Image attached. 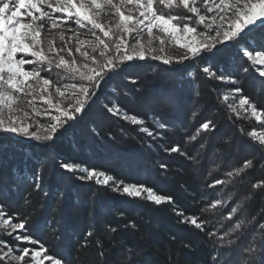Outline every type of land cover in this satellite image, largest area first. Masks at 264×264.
<instances>
[{
    "label": "snow or ice",
    "instance_id": "snow-or-ice-1",
    "mask_svg": "<svg viewBox=\"0 0 264 264\" xmlns=\"http://www.w3.org/2000/svg\"><path fill=\"white\" fill-rule=\"evenodd\" d=\"M126 5L134 6L128 14ZM52 29L61 30L63 43L59 47L43 38L42 34ZM77 29L86 30L82 34L92 45L91 51L82 50L85 41H80L81 33ZM65 32L73 33L79 41L75 48L69 47L70 38H64ZM168 40L179 45L183 50L180 55L165 54ZM157 42L158 47L154 46ZM76 53L83 57V63H77ZM236 57L247 63L243 67L245 73L251 69L264 80V0H0V184L6 174L15 177L16 167H9L14 153L24 151L25 147H53L63 137L71 138L72 130L96 103L101 86L141 62L162 63L167 71L176 74L181 83L161 87L158 92L161 100L172 104L177 87L185 83L192 86L191 73L183 66L195 62L198 72L207 79L235 85L237 79L229 64ZM130 82L137 84L136 79L130 78ZM53 88L56 96L50 91ZM143 91V86L136 88L134 98L140 97ZM242 91L240 87L232 89L234 95H240L236 102L228 104L229 112L237 118L240 110L250 112L264 128V109H257ZM113 92V99L103 105L108 114L139 125V131L154 140L163 139L169 127L167 120L157 113L153 116L154 130L145 127V120L129 115L118 102L120 93L116 89ZM123 95L127 96L128 92ZM37 100L43 107L36 106ZM201 110L202 106L196 107L192 118L199 121ZM228 119H232L231 115ZM217 131L218 125L212 118L204 119L195 133L188 136V141L203 149L208 141L201 133ZM240 133L246 135L248 147L258 158L243 159L240 166L226 172L228 179H214L209 188L242 181L247 171L257 164L264 168V131L245 132L240 128ZM108 135L111 137V133ZM234 143L233 138H228L221 147L230 148ZM164 150L169 155L185 156L194 163H199L201 158L199 149L195 155H188L180 144ZM25 157L33 166L29 174L36 191L43 190L44 172L55 167L76 174L77 180L91 181L130 199H146L156 207L175 205L173 196L159 193L145 183L125 182L107 171L81 167L59 157L51 165L40 153L25 152ZM159 168L166 173L169 166L161 163ZM251 187L264 190V179L252 183ZM24 203L30 206L31 202L25 199ZM225 203L222 199L209 201L204 211ZM237 211V207H231L227 216L217 221L221 228L222 221L231 222ZM174 212L179 223L205 233L214 249L210 264H264V222L246 224L240 220L223 232L206 231L207 218L185 215L175 207ZM31 226L30 214L10 211L0 200V231L13 238L8 241L0 237V264H68L64 258L50 254L49 248L31 234ZM86 235L91 237L93 232ZM138 255L129 250L125 264H142L135 258Z\"/></svg>",
    "mask_w": 264,
    "mask_h": 264
},
{
    "label": "trees",
    "instance_id": "trees-1",
    "mask_svg": "<svg viewBox=\"0 0 264 264\" xmlns=\"http://www.w3.org/2000/svg\"><path fill=\"white\" fill-rule=\"evenodd\" d=\"M183 67L191 73L192 86L185 83L183 87H177L174 103L161 100L158 92L161 87L179 85L181 81L175 78L176 74L167 71V66L159 62L137 65L101 86L96 103L72 130L71 138L65 136L53 147H25L24 152L14 153L9 167H16L15 177L5 175L3 184H0V192L3 193L0 200L10 211L30 214L31 234L49 248L50 254L64 258L68 264H125L131 250L140 253L135 258L142 264H210L214 249L207 242V236L199 229L179 223L174 207L183 210L185 215L207 218L206 231L219 229L223 232L240 220L246 224L248 221L264 222V190L251 187L252 183L264 179V168L259 164L249 169L242 181L208 187L214 179H228L226 172L240 166L243 159L258 158L248 147V138L241 135L240 128L247 132L261 125L247 120L245 112H240V118L230 113L228 104L231 100L224 97L229 89L240 87L243 90L241 94L248 96L257 109H264V97H261L264 80L251 69L245 73L243 67H247L246 62L239 57L229 64L237 79L235 85L207 79L198 72L195 62ZM130 78L136 79L137 84L126 82ZM145 81L153 82V89L149 85L144 86ZM141 86L144 91L140 97L134 98L135 89ZM113 89L120 93L118 102L121 107L129 115L144 119L145 127L154 130L153 116L157 113L167 120L169 127L163 133V139L154 140L141 133L139 125L123 122L115 116L113 122L97 120L90 124L95 110L107 114L103 105L113 99ZM124 92L128 95L124 96ZM196 94L202 103L199 105L202 106L199 121L192 118L190 108L182 112L180 103L183 100L191 105L198 102L194 100ZM207 118L217 123L218 131L201 133L208 143L200 149L199 144L188 141V136L194 134L199 123ZM228 138H233L235 143L230 148H222ZM174 144H180L188 155H195L197 149L203 151L199 163L195 165L177 153L169 155L164 149ZM237 144L250 153L241 151ZM25 152L28 155L33 152L43 154L50 165L54 158L59 157L81 167L107 171L125 182L145 183L159 193L173 196L175 205L156 207L146 199H130L91 181L77 180L76 174L55 167L44 172L43 190L36 191L29 174L33 166L26 159ZM223 159L227 162L232 160V164L222 163ZM161 163L168 164L166 173L159 168ZM246 192L252 198L248 203L244 202L246 208L242 210L239 204ZM25 199L31 202L30 206L25 205ZM215 199L226 203L217 209L204 211L209 201ZM231 207H237L238 211L233 214L231 222L224 219L221 228L217 221L226 217ZM242 211L247 213L246 219L239 217ZM89 231L93 232L91 237L86 235Z\"/></svg>",
    "mask_w": 264,
    "mask_h": 264
},
{
    "label": "rangeland",
    "instance_id": "rangeland-1",
    "mask_svg": "<svg viewBox=\"0 0 264 264\" xmlns=\"http://www.w3.org/2000/svg\"><path fill=\"white\" fill-rule=\"evenodd\" d=\"M134 9V6H132V5H126L125 6V11H126V14H128V12H129V10H133ZM72 27L73 28H75V25H72ZM84 31H86V30H84V29H77V32H79V33H81V35H80V41H85V43H83L82 45H81V47H82V50H88V51H91V47H92V45L91 44H89V43H87V37H85L82 33L84 32ZM154 32H155V30H154ZM43 38L46 40V41H52V43L56 46V47H59V46H61V44L63 43L62 42V40H61V30L60 29H52V30H50V31H45L43 34ZM64 38L66 39V40H69V38H70V40H69V47H72V48H75L76 46H77V44L79 43V41L77 40V38L73 35V33H71V32H65L64 33ZM144 39L145 40H147V36H146V34H145V37H144ZM154 46H156V47H158L159 45H158V42H157V44L156 45H154ZM183 50L182 49H179V45L178 44H176L175 43V41H171V40H168L167 41V43H166V53L165 54H167V55H169V56H177V55H180L181 54V52H182ZM75 56H76V60H77V63L79 64V63H83L84 62V59H83V57H81L80 56V54L79 53H76L75 54ZM65 59H69V57H67V56H65ZM152 62H156V61H148L147 63H152ZM157 63V62H156ZM145 64L146 63H144V62H141L140 64H138L139 66L141 65V66H145ZM246 65H247V63H246ZM54 76H55V73L53 74ZM130 80H126V82H129ZM144 83V86L145 85H149L150 86V88L151 89H153V87H154V85H152L153 84V82H147V81H145V82H143ZM222 83V82H221ZM158 84V83H157ZM156 84V85H157ZM232 89L233 88H231V89H229L230 91H228V93H227V97H228V100L230 101L231 100V103H234V102H236L237 100H238V97H239V95L238 94H233V92H232ZM125 90H127V91H129L128 89H125ZM52 93H53V96H56L57 94L55 93V89L53 88V89H51L50 90ZM152 93V92H151ZM194 94H192V96H193ZM238 95V96H237ZM196 97L194 98V100L196 99V101L198 100V102H196V103H193L192 105H191V103H188L187 102V100L186 101H180V103H181V105H182V112L183 111H186V110H188L189 108V110H190V112H193L194 111V109L196 108V107H200L199 105L200 104H202V103H200V101H199V94H196L195 95ZM261 97H264V94L263 95H261ZM198 98V99H197ZM177 102V101H176ZM179 103V104H180ZM142 105V104H141ZM36 106L38 107V108H41V107H43V105L41 104V102L39 101V100H37V104H36ZM143 107H144V105H143ZM29 111H30V109H28ZM93 110V109H92ZM92 110H90V111H92ZM192 110V111H191ZM6 111V110H5ZM93 112V111H92ZM240 112L242 113V114H245V113H243V110H240ZM110 115V116H109ZM249 115V116H248ZM95 117V118H94ZM246 117H247V120H254V122H257L256 120H255V117H253V116H251V114H250V112H248L247 114H246ZM116 118H118V117H116ZM113 116L111 115V114H105L104 115V113L103 112H99V111H97V110H95V113H93V119H91V121H90V124H93L94 123V121H103V120H111L112 122H113ZM121 121H123V120H121ZM93 122V123H92ZM124 122V121H123ZM255 130L257 131V132H261V131H264V128H262V127H257V128H255ZM237 147H239L240 149L242 148L241 147V145L239 146L238 144H237ZM245 150V151H244ZM241 149V151H244V153H247V154H249L250 152H249V150L248 149ZM24 152V151H23ZM201 152V151H200ZM201 155H203V151L201 152ZM212 156V155H211ZM191 161V160H190ZM232 161V160H231ZM230 160H229V162H227L225 159H223L222 160V163H225V164H227V163H231L232 164V162H231ZM193 162V161H192ZM196 164H198V163H195V165ZM198 166V165H197ZM215 166H213L212 168H214ZM195 170H196V172L198 173V169L195 167ZM201 176V175H200ZM199 176V177H200ZM251 196H250V194L248 193V192H246V195H244V196H242V199H241V202H240V204H239V208L240 209H242V210H245V203L244 202H246V203H248L250 200H251ZM239 217L241 218V219H246L247 218V213L245 212V211H242V212H240V215H239ZM0 237H3V239H5V240H8V241H12V237H9V236H7L5 233H3L2 231H0ZM26 246H29V247H31V245H26Z\"/></svg>",
    "mask_w": 264,
    "mask_h": 264
}]
</instances>
